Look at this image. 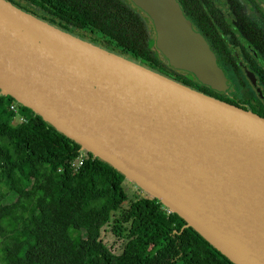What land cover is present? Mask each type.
<instances>
[{
  "label": "water",
  "instance_id": "water-1",
  "mask_svg": "<svg viewBox=\"0 0 264 264\" xmlns=\"http://www.w3.org/2000/svg\"><path fill=\"white\" fill-rule=\"evenodd\" d=\"M160 62L227 78L175 0H132ZM0 91L182 218L233 264H264V118L0 0Z\"/></svg>",
  "mask_w": 264,
  "mask_h": 264
},
{
  "label": "trees",
  "instance_id": "trees-1",
  "mask_svg": "<svg viewBox=\"0 0 264 264\" xmlns=\"http://www.w3.org/2000/svg\"><path fill=\"white\" fill-rule=\"evenodd\" d=\"M33 1L79 30L76 35L160 70L147 17L123 1ZM12 105L22 117L17 125ZM81 156L83 164L73 167ZM125 181L0 91L1 264H233L156 199L140 196L126 207ZM110 225L126 240L120 255L103 241Z\"/></svg>",
  "mask_w": 264,
  "mask_h": 264
},
{
  "label": "flooded vegetation",
  "instance_id": "flooded-vegetation-1",
  "mask_svg": "<svg viewBox=\"0 0 264 264\" xmlns=\"http://www.w3.org/2000/svg\"><path fill=\"white\" fill-rule=\"evenodd\" d=\"M9 1L42 20L54 19L61 27L70 26L74 35L79 32L33 0ZM121 1L147 17L155 42L150 17L132 0ZM175 3L209 44L225 73L227 88L217 91L208 84H198L190 75L177 73L162 63L156 71L178 81L184 79L185 85L193 89L264 118V0H175Z\"/></svg>",
  "mask_w": 264,
  "mask_h": 264
},
{
  "label": "rangeland",
  "instance_id": "rangeland-1",
  "mask_svg": "<svg viewBox=\"0 0 264 264\" xmlns=\"http://www.w3.org/2000/svg\"><path fill=\"white\" fill-rule=\"evenodd\" d=\"M21 115L20 112L17 113V117L13 121V125H17L21 122ZM125 192L128 194V202L125 205L126 207H129L130 203L135 201L137 197L145 196L146 195L141 189H139L135 184L129 182L126 180L123 184ZM102 238L104 243L107 245V247L116 255L122 254L124 250V246L126 244V240L124 238L118 237L114 232H112V226H107L104 228L102 232ZM1 264V262H0Z\"/></svg>",
  "mask_w": 264,
  "mask_h": 264
},
{
  "label": "built area",
  "instance_id": "built-area-1",
  "mask_svg": "<svg viewBox=\"0 0 264 264\" xmlns=\"http://www.w3.org/2000/svg\"><path fill=\"white\" fill-rule=\"evenodd\" d=\"M19 106L18 105H12L11 110L14 111L16 114L19 113ZM83 164V156L79 158L73 165V167H80Z\"/></svg>",
  "mask_w": 264,
  "mask_h": 264
}]
</instances>
